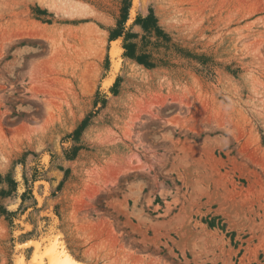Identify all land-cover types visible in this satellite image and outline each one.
I'll use <instances>...</instances> for the list:
<instances>
[{"label": "rangeland", "instance_id": "obj_1", "mask_svg": "<svg viewBox=\"0 0 264 264\" xmlns=\"http://www.w3.org/2000/svg\"><path fill=\"white\" fill-rule=\"evenodd\" d=\"M0 176V264H264V0H0Z\"/></svg>", "mask_w": 264, "mask_h": 264}, {"label": "trees", "instance_id": "obj_2", "mask_svg": "<svg viewBox=\"0 0 264 264\" xmlns=\"http://www.w3.org/2000/svg\"><path fill=\"white\" fill-rule=\"evenodd\" d=\"M125 19H126V16H124L123 19L120 21V28L112 31L111 40L116 39L125 31V28H124ZM135 24L140 25L142 29L144 30V32L147 33L148 35H151L153 32H156V33L162 32L160 27L158 26V20L153 11H151L145 17L139 16ZM136 37H138V35L136 33H133L131 30H128L125 32V35H124L125 57L134 59L138 63L145 65L146 67H149V68L154 67V63L151 61V55L147 51L142 50L141 53L139 54L137 53L138 44L133 42V39ZM97 103H98V100L96 104ZM78 131L79 129L75 133L77 134ZM76 134H71V135H68L67 137L68 138L73 137V135H76ZM67 137L66 139H68ZM64 151L68 159L74 158L75 154L70 155V151L68 150V148L64 147ZM1 179L2 178L0 176V183H1Z\"/></svg>", "mask_w": 264, "mask_h": 264}, {"label": "bare ground", "instance_id": "obj_3", "mask_svg": "<svg viewBox=\"0 0 264 264\" xmlns=\"http://www.w3.org/2000/svg\"><path fill=\"white\" fill-rule=\"evenodd\" d=\"M53 2V1H52ZM56 3V2H55ZM61 3H64V2H61ZM66 3V2H65ZM53 4H54V2H53ZM42 5V4H41ZM56 5H58L57 3L55 4V7H56ZM52 7H53V5H52ZM64 7V6H63ZM84 7V8H83ZM87 7V5L85 6V4H71V6H68V7H65L64 8V11L66 12V14H68V15H70L71 17L72 16H79V15H81V13L82 12H80V10L83 8L85 11L87 10V9H85ZM48 8V7H47ZM57 8V7H56ZM60 8V7H59ZM82 9V10H83ZM85 11H84V14H86L85 13ZM87 15V14H86ZM94 31V32H93ZM93 36H94V38L101 44V48H100V51H99V54H98V56H99V58H102L103 56H104V54H105V50H104V44H105V39L104 38H102V37H99V30L97 29V28H94L93 29ZM41 35H44V33H40ZM46 35V34H45ZM47 36V35H46ZM117 53V51H115V54ZM138 65V64H137ZM116 68L117 69H119V67H120V63L119 62H117L116 63ZM86 85H90V83L88 84L87 82L85 83ZM84 84V87L86 86ZM91 86H93V84H91L90 85V89L89 90H91ZM89 87V86H88ZM86 90V89H85ZM90 92V91H89ZM57 147H59V146H57ZM61 148V147H60ZM47 254L50 256V258H51V261L53 262V264H78L77 262H71V260H69L68 258H63L62 260L61 259H58L57 257H55V256H53L54 255V249L53 248H51L48 252H47ZM42 261H38L37 263L35 262V263H33V264H42L41 263Z\"/></svg>", "mask_w": 264, "mask_h": 264}, {"label": "water", "instance_id": "obj_4", "mask_svg": "<svg viewBox=\"0 0 264 264\" xmlns=\"http://www.w3.org/2000/svg\"><path fill=\"white\" fill-rule=\"evenodd\" d=\"M63 254V253H62ZM40 256V255H39ZM38 255L36 256V257H39ZM47 260V263L49 264V260H48V257H44V263H45V261Z\"/></svg>", "mask_w": 264, "mask_h": 264}]
</instances>
